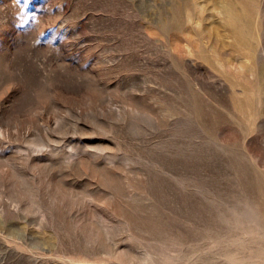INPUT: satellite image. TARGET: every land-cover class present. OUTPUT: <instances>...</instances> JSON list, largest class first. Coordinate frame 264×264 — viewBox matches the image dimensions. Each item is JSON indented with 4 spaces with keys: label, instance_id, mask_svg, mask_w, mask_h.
Instances as JSON below:
<instances>
[{
    "label": "rangeland",
    "instance_id": "374dc122",
    "mask_svg": "<svg viewBox=\"0 0 264 264\" xmlns=\"http://www.w3.org/2000/svg\"><path fill=\"white\" fill-rule=\"evenodd\" d=\"M252 44L264 0H0V264H264Z\"/></svg>",
    "mask_w": 264,
    "mask_h": 264
},
{
    "label": "bare ground",
    "instance_id": "6f19581e",
    "mask_svg": "<svg viewBox=\"0 0 264 264\" xmlns=\"http://www.w3.org/2000/svg\"><path fill=\"white\" fill-rule=\"evenodd\" d=\"M230 14L233 17L234 23L238 28L240 37L243 40L246 41L254 37L255 32L253 31L250 21L251 13L250 16L245 17V20L243 19L242 15L239 12L231 11ZM257 49H258V44L251 45L252 57H254V59L256 58V60L254 61L253 70L254 72H256V67H257V70L259 71L260 79L255 78L254 80H250V81L247 80L244 84L245 89L243 94L235 95V101H236L235 105L238 113V123L241 127V130L243 131L244 130L247 131L251 129L253 125H254L253 127H255L256 125V127H258L260 130L261 129L264 130V60L258 58ZM233 125L234 122L232 121L230 123L231 130L234 129ZM250 125L252 126L250 127ZM78 163L79 160L75 159L71 163V165L75 166ZM257 181L260 188L259 189L260 194L262 198H264V170L263 171L259 170L257 172Z\"/></svg>",
    "mask_w": 264,
    "mask_h": 264
}]
</instances>
